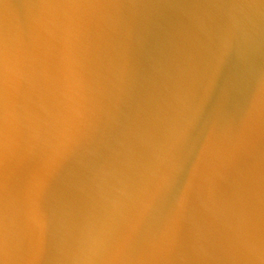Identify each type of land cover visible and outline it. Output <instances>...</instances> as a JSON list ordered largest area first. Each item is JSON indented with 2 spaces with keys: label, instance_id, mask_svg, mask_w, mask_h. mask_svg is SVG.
Masks as SVG:
<instances>
[{
  "label": "water",
  "instance_id": "water-1",
  "mask_svg": "<svg viewBox=\"0 0 264 264\" xmlns=\"http://www.w3.org/2000/svg\"><path fill=\"white\" fill-rule=\"evenodd\" d=\"M262 233L264 0H0V264H258Z\"/></svg>",
  "mask_w": 264,
  "mask_h": 264
},
{
  "label": "snow or ice",
  "instance_id": "snow-or-ice-1",
  "mask_svg": "<svg viewBox=\"0 0 264 264\" xmlns=\"http://www.w3.org/2000/svg\"><path fill=\"white\" fill-rule=\"evenodd\" d=\"M168 192H169L168 184L159 188V190L157 191L156 200L154 201V203H156L158 201V199L161 197L162 193L167 195ZM262 240H264V233H262ZM261 254H262V256H264V246H262ZM258 264H264V260L259 261Z\"/></svg>",
  "mask_w": 264,
  "mask_h": 264
}]
</instances>
